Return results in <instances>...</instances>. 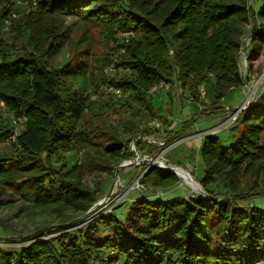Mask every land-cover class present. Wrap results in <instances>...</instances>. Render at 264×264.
<instances>
[{
	"label": "trees",
	"instance_id": "1",
	"mask_svg": "<svg viewBox=\"0 0 264 264\" xmlns=\"http://www.w3.org/2000/svg\"><path fill=\"white\" fill-rule=\"evenodd\" d=\"M261 1L256 10L249 0H29L27 11L4 34L2 24L17 0H0V102L21 123L13 149L0 151V204L28 191L41 205H71L85 213L97 200L96 191L83 183L81 165L68 167L65 158L54 162L61 152L97 144L100 132L86 122L95 101L86 88H75L78 75L90 72L97 92L99 83L121 88L128 95L123 104L134 116L99 149L103 159L95 163L102 170L134 156L122 149L130 141L125 131L135 138L141 124L163 120L155 110L156 93H150L161 81L177 78L198 101L213 75V102L203 114L225 111V95L245 83L237 56L248 22V72L264 67ZM66 17L93 23L105 46L119 35L117 47L110 55H91L71 38ZM125 32H133L128 41L120 35ZM64 47L69 54L57 65L53 56ZM112 65L125 73L106 78L103 69ZM231 131L230 146L215 134L201 144L200 183L208 197L141 198L125 220L105 215L76 230L58 228L56 236L40 233L15 252L0 247V264H264V208L249 201L264 191V91ZM11 132L0 117V145L9 143ZM135 144L140 149L142 141ZM178 180L156 166L141 178L157 188ZM218 182L228 188V199H218L221 194L211 189Z\"/></svg>",
	"mask_w": 264,
	"mask_h": 264
},
{
	"label": "rangeland",
	"instance_id": "2",
	"mask_svg": "<svg viewBox=\"0 0 264 264\" xmlns=\"http://www.w3.org/2000/svg\"><path fill=\"white\" fill-rule=\"evenodd\" d=\"M249 4L258 10L262 1L249 0ZM64 20L65 27H70L71 38L81 41L82 46L91 55H110L113 48L117 47L119 35H115L116 40L105 46L98 28L93 23L78 20L76 17H66ZM250 28L251 22L243 26L240 35L241 47L237 56L245 83L241 88L229 91L225 95L222 105L226 110L216 114H203L213 102L215 81L213 75H210L202 85L205 96H201L198 101L182 86L181 81L174 78L169 88L162 89L154 95L155 110L163 120H148L147 124H141L140 132L135 138H131L125 131V139L130 141L122 149L134 156L121 161L114 160L109 170L99 169L95 162L103 159L99 149L102 150L109 145L117 135L116 130L124 129V120L134 117L129 107L123 104L127 101L128 95L112 100L104 83H99V91H96L90 72L75 77L73 79L75 88H86V94L95 101L86 115L88 119L86 122L89 127L95 126L93 128L100 133L96 138L97 144L91 146L89 150L61 152L54 158V162L59 164L65 158L69 161L68 167L81 165L83 183L96 191L97 200L85 213L73 209L71 205L64 206L59 203L41 205L28 191L10 204H0V247L15 252L33 241L40 233L47 234V237L56 236L59 234L58 228L69 226L70 230H76L92 220H100L105 215L125 220L133 202L141 198L167 201L176 197L186 199L208 197V192L200 183L205 170L199 154L204 137L215 134L224 146L233 144L235 133L231 131L232 127L264 91V67L255 73L248 72ZM68 54L67 48L64 47L53 56L54 63L61 64ZM103 73L106 78L113 75L119 77L125 71L118 69L112 73L105 67ZM98 113H104L105 118L98 119ZM235 116L237 119H234ZM137 119L138 117L135 118L136 121ZM192 120L193 122H190ZM139 140L142 141L140 149L135 144ZM12 146L10 143H4L0 145V151L11 150ZM125 162L131 163L120 167ZM153 164L160 169H164L160 165L164 167L174 165L188 170L202 190L192 188L179 174H176L179 180L171 186L157 188L143 184L141 178ZM211 189L221 194L218 199H228L229 190L222 182L212 185ZM249 201L254 206L264 208V191L250 197ZM103 224L100 226L105 230L107 226ZM112 230L114 231L115 227H112Z\"/></svg>",
	"mask_w": 264,
	"mask_h": 264
},
{
	"label": "built area",
	"instance_id": "3",
	"mask_svg": "<svg viewBox=\"0 0 264 264\" xmlns=\"http://www.w3.org/2000/svg\"><path fill=\"white\" fill-rule=\"evenodd\" d=\"M33 4L36 5V1H33ZM28 6H29V0H17L16 7L14 8L10 16L4 19V22L2 24V31L4 32V34H8L10 32L13 21L17 19L22 13L26 12ZM130 34H133V32L120 33L122 37L126 38V41H128V36ZM108 71L116 72L117 69L115 66L112 65L108 68ZM170 86H171L170 82L161 81L157 85L151 88L150 93H158L160 92V90L167 89ZM106 89L108 93L114 97V99L121 97V95L123 94L121 88L115 87L113 85L106 86ZM200 93L201 96H205V92L202 90V88L200 89ZM0 117L4 120H8L11 125L12 132L10 133L7 142L9 143L15 142L21 133L20 119H18L14 114H12L8 110V108L4 106L1 102H0ZM234 119H237V116H235Z\"/></svg>",
	"mask_w": 264,
	"mask_h": 264
},
{
	"label": "bare ground",
	"instance_id": "4",
	"mask_svg": "<svg viewBox=\"0 0 264 264\" xmlns=\"http://www.w3.org/2000/svg\"><path fill=\"white\" fill-rule=\"evenodd\" d=\"M170 168L174 169L177 174L180 175L181 178L185 180V182L190 185L195 190H202L200 184L195 180V178L191 175L190 172L185 170L184 168L176 167L174 165H168ZM166 166V167H168Z\"/></svg>",
	"mask_w": 264,
	"mask_h": 264
},
{
	"label": "water",
	"instance_id": "5",
	"mask_svg": "<svg viewBox=\"0 0 264 264\" xmlns=\"http://www.w3.org/2000/svg\"><path fill=\"white\" fill-rule=\"evenodd\" d=\"M131 162H125V163H123V164H121L120 165V167H125V166H127V165H129ZM153 166H155L154 164H153ZM160 167L161 168H164V169H166V170H169V171H171V172H173V173H175V174H177V172L174 170V169H172V168H170V167H164V166H161L160 165ZM188 171V170H187ZM189 172V171H188ZM178 175V174H177Z\"/></svg>",
	"mask_w": 264,
	"mask_h": 264
}]
</instances>
